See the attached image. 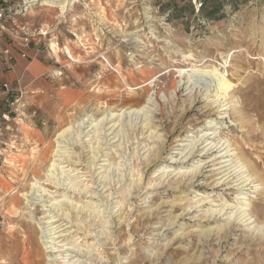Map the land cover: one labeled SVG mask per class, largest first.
<instances>
[{"label": "rangeland", "instance_id": "obj_1", "mask_svg": "<svg viewBox=\"0 0 264 264\" xmlns=\"http://www.w3.org/2000/svg\"><path fill=\"white\" fill-rule=\"evenodd\" d=\"M30 1L0 8L24 10L50 63L87 66L90 93L40 126L44 137L0 146L13 186L0 190V264H264V0H71L64 12ZM193 66L218 69L230 88H193L180 74ZM69 126L81 139L50 173ZM223 143L232 157L220 158ZM231 159L249 186L220 180ZM47 214L61 216L56 253L42 238Z\"/></svg>", "mask_w": 264, "mask_h": 264}, {"label": "crops", "instance_id": "obj_2", "mask_svg": "<svg viewBox=\"0 0 264 264\" xmlns=\"http://www.w3.org/2000/svg\"><path fill=\"white\" fill-rule=\"evenodd\" d=\"M8 43L4 42L0 45V48L7 46ZM12 50L16 55L15 69L13 72H4L0 58V79L14 81L17 78H21L22 83L28 85L25 96V119L22 124L23 132L18 138L21 146H24L28 135L35 134L37 138L39 135L44 137L47 130L40 126H44L45 122L48 124L54 121L59 116L61 109L73 108L89 98L90 90L88 85L90 77H88V70L85 65L78 66L80 68L75 75L70 74L69 71L62 70V67L53 65L37 43L32 44L30 59L28 60L19 56L17 47H13ZM59 73H62L61 76H59ZM1 99L3 98H0V106L4 103L6 104V100L3 99L2 102ZM4 106L7 107V104ZM9 124L11 125V123ZM2 125L9 126L0 116V126L2 127ZM11 126H13V123ZM2 131L4 133L2 140L5 141L3 142L6 144L11 142L13 136L10 131L6 130L5 127H2ZM12 189V183L0 176V190L4 192Z\"/></svg>", "mask_w": 264, "mask_h": 264}, {"label": "bare ground", "instance_id": "obj_3", "mask_svg": "<svg viewBox=\"0 0 264 264\" xmlns=\"http://www.w3.org/2000/svg\"><path fill=\"white\" fill-rule=\"evenodd\" d=\"M38 1H47V4L50 5V6L59 5L60 7H62L61 10L63 12H64V10L66 8V5L68 6V4H73V1L71 3V0H33L32 2H38ZM116 72H118V71H116ZM180 74L181 75L187 74L188 82L191 84L190 86H193V88H195L194 86L200 84V82H202V80H204L205 82H207L209 84L211 83V86H213L214 89H216L217 92H221L222 93V91H224V90L226 91L227 89L230 88V83L228 82V80L225 78V76L220 74L219 70L216 69V68H213V70H209V71H203V70H200V69H196V67L193 66L190 71H188V72H183L182 71V72H180ZM153 98L154 97H152V95L149 97L148 104H152L153 103ZM216 102H210L208 104V107L209 108H213V106L215 105ZM218 107H219V105H218ZM221 107H222V109L220 110V112L222 113L226 109L223 108L224 106H221ZM114 116L112 115V118H111V116L106 117V119H107L106 121L109 122V124H110L111 122H113V117ZM90 121L91 120H90L89 116L84 117L77 124V128L78 129H82V130L85 131L88 128V127H86V125L89 124ZM90 126H91V124H90ZM114 127L115 126H111L109 128V131L113 132ZM213 127L214 126H212L211 128H213ZM89 132L90 131H88L87 134ZM78 134L79 135L76 134L74 127L69 126V127L65 128L63 131H61L57 135V137L55 139L56 146H55L54 152L52 154L53 160H52V163H51L50 169H49L50 173L56 172V171H59V170H63L64 168H66V167L62 166V164L65 163V160H69V158L66 156V144H68L69 142H73V141L79 143V140L81 139V135L83 134V132H82V134H80V133H78ZM113 134H114V132L112 133V135ZM76 135H77V138H75ZM237 149H239V147ZM218 150H220L219 154H221L220 155L221 159H227V158L232 157V155L230 154L232 152V150H230V146H227L226 143L220 144V146L218 147ZM235 155H237V154H235ZM0 156H1V153H0ZM221 163L222 164H226L222 168H228L227 170L223 171V172H225V171L227 172L228 171V173L223 175V177L220 179V180H222V182H226L232 176H234L236 178H239L238 181H242V183L240 185H244L245 187H247V186H249L251 184L250 183V178L251 177H249V175H245L248 172V170L245 171V167L246 166L241 162V160L238 159L237 161H234V160L231 159V160H226V161L221 162ZM250 166H251L250 167L251 171L257 172L255 166H253V165H250ZM196 176H194V177L191 176V182L193 181V179ZM33 190L34 191L32 193V196L34 198L32 200L39 201L40 198H41V195H38L40 193L39 190H36L34 188H33ZM82 192L84 193L85 191L82 190L81 194H82ZM27 204H34V203L33 202L31 203V201H28ZM54 205H55V209H56L57 208V204H53V206ZM246 206L247 205L242 204V206H241L242 209L241 210H242L243 213L245 212L244 218H248L246 220V222H249L251 220V218H249V215H247V213H246L247 209L246 210L244 209V207H246ZM45 212H48V211H45ZM216 212H218V213L220 212L221 213L222 211L221 210L220 211H218V210L214 211V213H216ZM56 215L52 216V217H51L50 214L46 215L45 219H47V220L49 219V220L44 223L45 226H44L43 231H42V233H43V237L42 238L45 239L43 242H44L45 245H50V247L48 249L51 250L50 251L51 253H56L55 252L56 248L55 247L53 248L52 246H54L56 244V241L58 239L63 237V236H57L56 237V235H58V234H60L62 232V231H60L61 230V225L60 226L59 225L53 226L54 224H57L59 222L58 219H57L58 221L55 220V219L57 217H61L59 214L57 216Z\"/></svg>", "mask_w": 264, "mask_h": 264}, {"label": "built area", "instance_id": "obj_4", "mask_svg": "<svg viewBox=\"0 0 264 264\" xmlns=\"http://www.w3.org/2000/svg\"><path fill=\"white\" fill-rule=\"evenodd\" d=\"M32 2V1H30ZM29 3V2H26ZM25 15L24 10L14 12L12 7L0 8V45L9 42L7 46L0 48V58L3 64L4 72H13L15 69L16 55L13 53V47L18 48L19 56L22 59H30V51L34 42V36L30 33L27 23L21 22V16ZM62 73H59L61 76ZM28 85L22 83L21 78L14 81L0 79V98L6 99L9 111L2 114L1 118L4 122L13 123V128L9 130V126L5 127L13 136L12 149L16 150V146H21L18 138L22 135V124L24 122L25 96L27 94ZM2 127L0 126V146L3 144Z\"/></svg>", "mask_w": 264, "mask_h": 264}]
</instances>
